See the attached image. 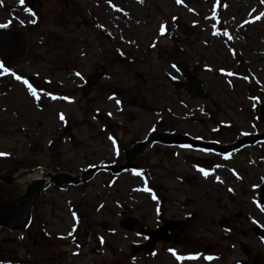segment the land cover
<instances>
[{
    "label": "rangeland",
    "instance_id": "374dc122",
    "mask_svg": "<svg viewBox=\"0 0 264 264\" xmlns=\"http://www.w3.org/2000/svg\"><path fill=\"white\" fill-rule=\"evenodd\" d=\"M261 12L262 0H0V24L26 27L29 40L24 79L0 70L8 192L18 198L31 184L16 180L21 171L76 178L102 169L79 185L46 187L27 231L0 230V264H236L243 245L264 255L254 232L264 229V141L227 155L154 142L133 161L137 170L105 169L123 165L153 131L220 145L264 132ZM180 60L206 99L172 86L171 78L185 80ZM91 75L97 81L85 91ZM130 217L151 229L164 220L186 228L175 243L134 253L131 244L146 239L121 226Z\"/></svg>",
    "mask_w": 264,
    "mask_h": 264
},
{
    "label": "water",
    "instance_id": "95a60500",
    "mask_svg": "<svg viewBox=\"0 0 264 264\" xmlns=\"http://www.w3.org/2000/svg\"><path fill=\"white\" fill-rule=\"evenodd\" d=\"M225 0H217L218 3L224 2ZM184 4H188V0H184ZM5 25V24H2ZM186 35L189 37L191 34L190 29L185 30ZM28 38H27V29L23 26H8L0 27V65H3L8 69V73H13L16 77L20 79L24 78L23 72L19 67L20 63L24 56L27 53L28 47ZM177 70L185 77L186 81H178L174 78L171 79L172 85L177 90L184 88L191 96H198L201 99H206L208 92L203 86V83L200 81L199 77L196 74L189 72V65L183 61H179L176 65ZM96 75H91L87 80L86 85L83 87L85 91H89L91 87L97 81ZM126 101L131 105H138L140 102L137 100V97L125 96ZM260 116L259 121L264 123V103L260 106ZM86 114V111L84 112ZM71 127L65 131L67 133L70 131ZM264 139V133L260 136L250 135L249 137H243L239 140L238 143L227 145V147H221L217 143H200L195 139H191L186 135L179 134H169V133H150L148 139L144 142H138L131 149L127 150L125 153L126 162L123 165L117 166H107L105 169L111 171L113 174L120 173L128 169H138L137 166L133 163L135 158L139 156L142 152L148 149L149 144L152 142H157L165 145H183L191 144L193 147L197 148H207L212 150H217L222 154H228V152L239 150V148L244 146H249ZM102 170L101 168L88 169L80 177H68L64 174L53 176L50 181L46 180H36L29 185L27 191L23 196L18 199H12L5 201L4 198L0 195V227L5 229H10L13 231H25L31 222V212L35 203L40 198L43 190L50 186L51 183L56 184L57 186H62L64 183L69 184H80L85 181L91 180L95 174ZM0 180L5 183H10L12 177L10 176H0ZM259 201L264 202V185L259 189ZM164 227H161L157 230L151 229L145 226L143 223H140L136 218L130 217L123 220L120 224L123 228L134 232L140 237H145L146 242L142 245L131 244V250L134 253L141 251L148 252L150 254L154 253L157 245L162 243H168L171 240L170 232L172 230L183 231L186 226L185 223L180 221H168L164 220ZM254 232L258 237H262L264 240V230L260 228H254ZM242 250L246 253L248 257L251 256V252L247 251V246L243 245ZM237 264H264V256L260 252H256L254 257L251 260H244L238 262Z\"/></svg>",
    "mask_w": 264,
    "mask_h": 264
},
{
    "label": "snow or ice",
    "instance_id": "6c2138e0",
    "mask_svg": "<svg viewBox=\"0 0 264 264\" xmlns=\"http://www.w3.org/2000/svg\"><path fill=\"white\" fill-rule=\"evenodd\" d=\"M177 2H180V0H177ZM262 2H264V0H262ZM20 3L23 4V3H24V0H20ZM25 10H26V11H29L28 9H25ZM261 16H264V12H261L258 16L255 17V19L258 20V19H260ZM212 19H213V20L216 19V14H215V12H213ZM5 26H6V25H0V27H5ZM163 31H164V28H163V26H161V33H163ZM214 34H216V33H214ZM224 35H226V36L228 35L227 31L224 32ZM229 38H230V37H229ZM0 70H2L4 73H7V72H8V69L5 68L3 65H0ZM221 71H223V70H221ZM228 75H232V74H231V73H228ZM17 79L19 80L20 77H17ZM24 83L28 85V88H29L31 94H32L34 97H36V96H37V92H36V90L32 87V85L28 84L27 81H24ZM37 98H38V97H37ZM60 119L63 120V116H62V115H61ZM110 139H111V138H110ZM198 170L201 171V172H203L205 175L208 174V173H207L204 169H202V168H200V169H198ZM258 206H259V205H258ZM262 210H264V209H262ZM73 217L75 218V214H73ZM70 234H71V233H70ZM173 255H176V254L173 253ZM176 259H177V260H184V259L195 260V259H197V257H196V256L184 257V256L176 255ZM206 259H211V257H206Z\"/></svg>",
    "mask_w": 264,
    "mask_h": 264
},
{
    "label": "bare ground",
    "instance_id": "6f19581e",
    "mask_svg": "<svg viewBox=\"0 0 264 264\" xmlns=\"http://www.w3.org/2000/svg\"><path fill=\"white\" fill-rule=\"evenodd\" d=\"M53 175L51 172L47 171L46 169L39 167L38 169L28 170V171H21L16 177V180L19 181H36V180H46L50 181Z\"/></svg>",
    "mask_w": 264,
    "mask_h": 264
},
{
    "label": "flooded vegetation",
    "instance_id": "af4514ba",
    "mask_svg": "<svg viewBox=\"0 0 264 264\" xmlns=\"http://www.w3.org/2000/svg\"><path fill=\"white\" fill-rule=\"evenodd\" d=\"M6 175H9L7 173L6 167L4 165H0V176H6ZM11 186H12L11 184H8V183L5 184L3 181L0 180V195L3 196L5 200L12 198L11 192H8V191L11 190L10 189ZM187 219H190V216ZM189 223H191V221ZM189 228H190V225L188 226V221H187V232H188ZM0 230L4 231L6 229L0 227ZM180 233H182V232H177L176 231V235L177 236L176 237H171V240H172L171 242L172 243H175L178 239H180L182 237ZM208 250H209V248H208ZM194 252L196 253V251H194ZM202 253H204V251Z\"/></svg>",
    "mask_w": 264,
    "mask_h": 264
}]
</instances>
